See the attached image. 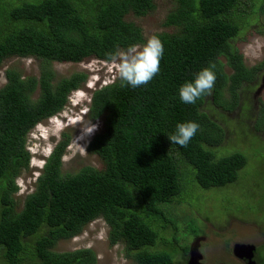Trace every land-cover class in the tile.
<instances>
[{"label":"trees","instance_id":"trees-1","mask_svg":"<svg viewBox=\"0 0 264 264\" xmlns=\"http://www.w3.org/2000/svg\"><path fill=\"white\" fill-rule=\"evenodd\" d=\"M244 1L172 0L175 8L165 26L174 33L158 35L164 55L153 80L132 88L117 78L93 92L89 117L104 123V129L92 139L88 151L101 159L103 168L87 166L64 173L71 137L63 133L34 192L17 211V180L32 160L28 134L62 112L70 95L87 80L85 73L57 80L53 63L89 58L106 62L107 53L143 44L141 28L126 15L148 14L154 0H0V67L12 57L40 63L39 77L24 78L20 71L9 69L7 83L0 89V257L4 264H97L91 249H55L99 218L109 227L110 244H123L134 264L173 263L171 252L176 248L164 249L171 243L161 234L170 225L175 232L176 224L164 206L186 202L194 175L202 188L225 187L234 183L246 164L236 152L218 157L214 149L222 144L224 129L205 109L209 99L219 102L229 82L221 57L233 66L228 88L234 93L239 80L253 81L252 75L260 70L248 71L232 45L243 28L234 16ZM211 63L216 64L211 95L195 104L182 103L180 86ZM188 121L200 126L195 136L187 147L172 144L168 136L177 124Z\"/></svg>","mask_w":264,"mask_h":264},{"label":"rangeland","instance_id":"rangeland-1","mask_svg":"<svg viewBox=\"0 0 264 264\" xmlns=\"http://www.w3.org/2000/svg\"><path fill=\"white\" fill-rule=\"evenodd\" d=\"M174 8L172 0H154V8L148 14L137 16L129 13L126 19L141 28L145 44L152 35L174 33L173 28L165 26L166 19ZM234 17L235 22L243 28L232 41V45L239 50L241 63L248 71L253 68L260 70L256 74L252 73L253 81L239 80L240 84L234 93L228 88L230 78L235 73L233 66L226 57H221V67L229 82L219 95V102L213 103L209 99L205 109L224 129L223 142L214 149L218 157L236 152L245 157L246 164L237 173L234 183L225 187L202 188L194 175V182H191L187 196L184 197L186 202L164 206L166 214L176 224L174 236L176 242L180 243L186 242L191 234L208 232V235H214L218 228L232 234V226L242 227L234 218L246 223L256 222L264 229V0H245L241 12ZM52 68L56 71L57 80L77 73H85L87 80L78 91L70 95L62 112L42 121L28 134L27 148L32 154V160L30 169L24 171L17 180V211L24 207L26 197L34 192L36 180L63 133L71 137L70 146L63 159L64 173L73 174L87 166L103 168L101 159L89 153L88 146L103 131L104 123L93 121L89 117V110L93 92L118 78L115 69L107 62L95 58L80 63L54 62ZM9 69L20 71L24 78L40 75V63L34 58L6 59L0 67V89L7 83L6 73ZM38 96L39 91L34 99ZM88 122L97 125V129L81 139L84 125ZM76 140L86 151L82 152L76 147ZM256 223L250 224L244 230L259 238L257 230H254L258 229ZM172 232L174 226L170 225L167 235L161 234L168 237V243L174 240V236L169 235ZM31 241L35 242L33 239ZM79 249L93 250L97 256V264H134L132 259L126 257L123 244H110L109 227L102 218L87 225L77 237L60 241L55 250L70 252ZM1 254L0 252V256ZM0 264H4L1 257ZM28 264L32 263L28 261Z\"/></svg>","mask_w":264,"mask_h":264},{"label":"clouds","instance_id":"clouds-1","mask_svg":"<svg viewBox=\"0 0 264 264\" xmlns=\"http://www.w3.org/2000/svg\"><path fill=\"white\" fill-rule=\"evenodd\" d=\"M163 55L164 45L161 39L157 35H152L143 45L134 44L127 49H117L115 52L107 53L106 62L115 69L118 78L125 85L137 88L147 85L159 73ZM215 68L216 64L211 63L208 67L200 70L192 81L180 86L179 97L182 103L195 104L201 97L211 95L216 82ZM199 127V124L194 121L179 123L175 132L168 136V139L172 144L187 147ZM96 129L97 125L88 122L84 125L81 139L91 135ZM76 147L82 152L86 151L85 147L81 146L77 140Z\"/></svg>","mask_w":264,"mask_h":264},{"label":"flooded vegetation","instance_id":"flooded-vegetation-1","mask_svg":"<svg viewBox=\"0 0 264 264\" xmlns=\"http://www.w3.org/2000/svg\"><path fill=\"white\" fill-rule=\"evenodd\" d=\"M234 220L242 227L232 226V234L218 228V231H213L214 235H208V232L191 234L186 242L166 244V250L170 246L176 248V251L171 252L172 264H264L263 227L258 226L256 222L246 223L238 218ZM254 223L258 226V229L254 230H257L259 238L244 230L250 224L255 225ZM175 233L169 235L173 236Z\"/></svg>","mask_w":264,"mask_h":264},{"label":"water","instance_id":"water-1","mask_svg":"<svg viewBox=\"0 0 264 264\" xmlns=\"http://www.w3.org/2000/svg\"><path fill=\"white\" fill-rule=\"evenodd\" d=\"M260 92V91H259Z\"/></svg>","mask_w":264,"mask_h":264}]
</instances>
